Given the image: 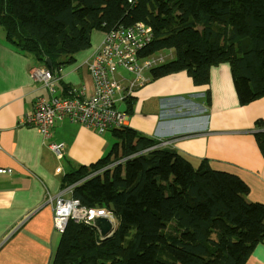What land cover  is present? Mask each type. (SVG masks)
Returning a JSON list of instances; mask_svg holds the SVG:
<instances>
[{
  "label": "trees",
  "instance_id": "trees-1",
  "mask_svg": "<svg viewBox=\"0 0 264 264\" xmlns=\"http://www.w3.org/2000/svg\"><path fill=\"white\" fill-rule=\"evenodd\" d=\"M137 22L154 31L142 55L168 53L153 77L193 69L205 81L212 65L229 62L240 97L264 91V0H0L6 41L39 64L50 58L55 74L94 30ZM112 132L111 153L71 182L75 198L107 208L118 227L102 239L71 221L52 264L245 263L264 240V205L246 200L238 176L195 168L128 127Z\"/></svg>",
  "mask_w": 264,
  "mask_h": 264
},
{
  "label": "crops",
  "instance_id": "crops-1",
  "mask_svg": "<svg viewBox=\"0 0 264 264\" xmlns=\"http://www.w3.org/2000/svg\"><path fill=\"white\" fill-rule=\"evenodd\" d=\"M103 36L104 30H94L91 45L63 64L55 83L58 96L82 84L91 92L90 70L81 62ZM40 65L48 66L0 35V168L11 170L0 172V264H52L62 234L54 228L48 193L75 187L72 175L107 157L118 141L112 131L100 133L68 118L55 122L49 138L20 124L33 114L39 97L51 96L31 76L30 70ZM147 76L148 83L127 103V127L160 141L195 168L208 166L238 176L248 187L246 200L264 205V91L240 97L229 62L212 65L205 81H198L193 69ZM51 143L65 144L61 158ZM74 187L64 195L74 197ZM110 220L117 229V217L113 214ZM244 264H264V240Z\"/></svg>",
  "mask_w": 264,
  "mask_h": 264
},
{
  "label": "built area",
  "instance_id": "built-area-1",
  "mask_svg": "<svg viewBox=\"0 0 264 264\" xmlns=\"http://www.w3.org/2000/svg\"><path fill=\"white\" fill-rule=\"evenodd\" d=\"M153 38L152 27L144 22L104 30L102 41L93 46L89 56L81 62L90 70L93 82L91 92L86 84H82L69 90L67 96H58L55 83L61 79L60 73L64 68L59 67L57 74L53 73V68L45 65L32 68V78L44 84L51 96L39 97L33 114L22 119L20 124L36 127L45 138H49L55 122L64 118L100 133L126 128L130 116L126 109H120V105L124 103L127 108V101L150 80L147 70L152 72L163 60L154 55H142ZM158 145L161 146V142ZM50 148L61 158L65 144L51 143ZM6 171L11 170L0 168V172ZM61 171L62 167L58 166L56 172ZM73 187L67 186L57 194L48 193L46 203L52 207L53 225L58 233L63 234L70 221L94 226V220L99 216L113 219V214L103 206L88 207L77 198L63 195L72 192ZM101 238L104 239V236Z\"/></svg>",
  "mask_w": 264,
  "mask_h": 264
},
{
  "label": "water",
  "instance_id": "water-1",
  "mask_svg": "<svg viewBox=\"0 0 264 264\" xmlns=\"http://www.w3.org/2000/svg\"><path fill=\"white\" fill-rule=\"evenodd\" d=\"M45 62L49 68H53V63L50 58H46ZM120 109L125 110L126 105L124 103L121 104ZM94 225H96L99 228L100 234L104 236L105 238L113 234L116 229V225L114 226L110 218L106 216L97 217L94 220Z\"/></svg>",
  "mask_w": 264,
  "mask_h": 264
},
{
  "label": "rangeland",
  "instance_id": "rangeland-1",
  "mask_svg": "<svg viewBox=\"0 0 264 264\" xmlns=\"http://www.w3.org/2000/svg\"><path fill=\"white\" fill-rule=\"evenodd\" d=\"M4 33V31H3V29L0 27V35L1 34H3ZM95 34H97V33H95ZM82 50V49H81ZM81 50H79V51H81ZM78 52V51H77ZM161 54H164L165 55V58H164V60H162V61H160L159 63H158V65H160V64H162L164 61H166L167 60V58H168V53H167V51L166 50H161L160 52H157V53H155V54H153L154 56H159L160 57V55ZM150 70H147V72H146V74L147 75H149L150 74ZM107 133H109V131H107ZM108 155V154H107ZM112 158H114V156H112ZM93 175V174H92ZM91 176V175H90ZM78 183V182H77ZM64 195V194H63ZM65 196V195H64ZM71 222V221H70ZM105 238V237H104Z\"/></svg>",
  "mask_w": 264,
  "mask_h": 264
},
{
  "label": "clouds",
  "instance_id": "clouds-1",
  "mask_svg": "<svg viewBox=\"0 0 264 264\" xmlns=\"http://www.w3.org/2000/svg\"><path fill=\"white\" fill-rule=\"evenodd\" d=\"M49 68V67H48ZM49 69H52V68H49Z\"/></svg>",
  "mask_w": 264,
  "mask_h": 264
}]
</instances>
